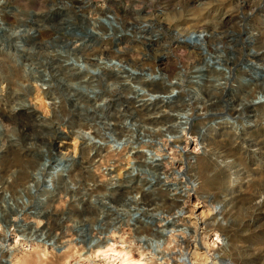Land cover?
<instances>
[{
    "label": "rangeland",
    "instance_id": "1",
    "mask_svg": "<svg viewBox=\"0 0 264 264\" xmlns=\"http://www.w3.org/2000/svg\"><path fill=\"white\" fill-rule=\"evenodd\" d=\"M193 1L191 3V0H1L0 52L9 50V39L6 36L9 33V27L11 32L15 31L24 35H16L17 37L14 39L16 56H14L8 67L0 71H2V74H8L7 76L18 75L21 73L18 68L27 62L31 64L25 70L29 73V77L36 78L34 82L32 81V93L30 95H25L17 90L18 92L15 91L16 93L13 94L10 91L9 98L6 97L8 94L6 95L7 90L5 92V87L0 90V114L2 116L5 115L11 120L12 115L18 113L17 106L20 105L23 108L22 110L25 109L24 113L14 115V124H8V126L0 122L3 124L0 131L10 135L14 145L8 147L6 142L2 141L3 135L0 136V145L3 143V148L0 150V180H9L2 201L9 207L11 213L16 212L19 208L21 209L24 202L31 199L27 189L38 183L41 184L44 191L39 193L35 191L36 189H33V194H37L34 200L48 202L36 206L38 208L31 206L32 209L22 211L17 216L18 222L14 225L0 223V238L2 233H8L6 241L2 242L3 249L0 250V264H123L119 261V257L114 261L112 257L117 256L111 257L112 254L96 256L93 245L86 248L87 246H84L83 242H79L77 229L80 227L82 232L80 231L79 234L81 236L86 235V238L94 236L101 229H105L107 219L103 214L100 215L96 212L100 209L101 201L105 200L103 195H110V191L105 189L103 184L111 175L119 172L121 174L120 179V177L131 171L134 153L126 159L129 152L128 149L122 147L121 143L104 144L101 149V159L90 167L86 178L81 177V174L77 172L76 176L73 171L70 173L72 175H69L67 172L59 170L56 172V178L53 180L55 185L52 188L51 185L44 182V179L37 180L35 177H38L41 171L42 165L40 164L47 162L48 154L51 160L64 155H68V157L73 155L72 148L68 146L74 142L72 132H77V127L84 120L94 118L96 121H99V119L103 121L118 108L116 96L102 102L103 98L101 97L105 92L104 89L111 86V83L106 80V77L110 76V71L103 68L104 64L124 65L126 68L135 70V74H149L153 81L148 82L150 86L147 87L150 93L160 92L161 94L156 97L161 98L159 96L162 95V92L164 94L167 92V85L161 79L165 70L169 69L171 75L172 72L190 66L191 62L194 61L192 53H195V51L202 50L204 54L203 46H200V48L194 47L195 44H199L201 41V38L199 40L194 39V37H198L201 27L208 25L216 29L217 23L232 15L236 17L231 20L232 23L229 21L225 28L231 31L232 34L241 31L240 34L243 37L242 50L235 63L234 72H239V69L251 63L250 58L253 56L254 50L258 48L256 45L260 41L248 40L245 32L250 29L255 36L262 34L264 40V0ZM247 1L256 3V6L251 10L250 6L243 3ZM105 15L111 18V21ZM95 20H100L102 23L96 21L93 25L92 21ZM121 29L123 31L119 32ZM176 38L181 43L179 47L176 46ZM183 50L190 53H182L184 54L182 55ZM260 51L263 52L264 47L260 48ZM50 53L54 56H51ZM55 54L57 55L55 56ZM39 60L43 62L52 60L50 62L53 66L52 77H50L47 70L45 71L40 67ZM161 61H166L163 64L164 66L160 65ZM99 66L101 67L99 68ZM87 72L91 74H87ZM64 73L66 74L64 75ZM87 76L90 77V80ZM91 77L93 78L91 79ZM51 78L54 80H51ZM107 81L109 82L108 85ZM42 82L51 84L53 82L52 85L55 88L58 86L55 95L56 102L58 105L65 103L66 108L71 111V116L74 118L71 122L73 126L70 128L67 125L60 127L56 122L52 126L47 124L50 119V109L45 104L48 103V100L44 97L43 100H40V95H36L35 88H33L39 86ZM131 86L133 87L135 84L132 83ZM176 91L174 94H170V106L179 104L187 93L185 88L180 89V92ZM11 104L15 107L13 111H11ZM130 106L132 110L138 108L136 103L135 105L130 104ZM35 121H37V126L35 128L29 127L30 130L27 125H24L26 123L30 124V122L35 123ZM203 122L207 124V120ZM201 124V122L194 120L192 127L198 129ZM257 126L258 130L253 131V133H256L254 136L264 135L263 126ZM176 138L178 139L176 140ZM176 138L168 134L157 139L160 150L155 158V164H158L155 172L148 166L141 165L137 167L142 169L140 173L144 172V175L139 176L151 177L157 174L163 178L164 185L157 191V201L166 198L165 188L181 186L182 189H185V193L180 200L185 208L184 213L181 216L182 220L177 221L176 224L188 225V232L183 233L179 230V227H176L171 235L167 233L163 240L159 242H155L156 238L153 237H150L148 241H146L147 237L140 240L135 232L137 226L135 221L124 217L115 221L114 226L116 229L106 228L104 233L100 234V237L106 236L104 244L121 255L126 254L124 256L130 264H181L172 259L175 255L172 252L184 245V243L181 244L182 238H184L185 243L188 242L191 252L197 246L202 251L206 248L208 250H206V254L210 257L213 252L218 253L216 259H209L205 254L206 258H198L199 263L215 264V261L221 258L231 264H264V208L256 218H253V214L250 215L251 209L249 208L250 202H253L251 200L252 191L256 188L264 190V180L259 184L251 183L249 185L247 190L249 193L246 192L241 196L239 202L229 212L221 228H202L201 225L194 223V216L204 219L210 218L212 205L216 204V200L222 198L225 190V185H223L224 175L222 170L217 168L208 158L202 157L199 159L200 173L196 179L197 182L192 183L190 180V166L194 163L193 156L201 151L200 145L195 136L186 135ZM135 150H139V148ZM76 151L78 152L77 149ZM127 161L130 163L126 166ZM33 162L35 164L31 165ZM57 163L60 164L62 161ZM81 166L86 168L84 165ZM48 171H52V169L49 168ZM69 177L80 181L74 185L79 197H81V200L76 201V203L71 202L69 196H66L63 191L64 182ZM115 178L114 180H118V178ZM93 181L102 182L90 195V190L87 191L86 187L92 186ZM141 184L140 187L145 188L143 193L146 196L148 194L152 195V193L150 194L152 192L151 185L147 184V178ZM45 186H49L50 192L44 189ZM15 189L19 193H13L12 191ZM134 195V192L128 194L127 199ZM261 195H263V197L261 196L262 200L264 199V192ZM136 196L138 197L139 194H136ZM45 206L51 211H46L44 214L35 213ZM97 206L98 208H96ZM123 209L129 212L134 211L125 207ZM58 217H62V229L56 239V244L50 245L32 239L34 237H26L29 229L36 226L42 227L46 222L51 221L53 218L58 219ZM172 235L176 236L178 242L173 241ZM225 242L227 243L226 246H224ZM164 251L172 254V258L168 257L169 255L162 257L160 253L162 254Z\"/></svg>",
    "mask_w": 264,
    "mask_h": 264
},
{
    "label": "bare ground",
    "instance_id": "2",
    "mask_svg": "<svg viewBox=\"0 0 264 264\" xmlns=\"http://www.w3.org/2000/svg\"><path fill=\"white\" fill-rule=\"evenodd\" d=\"M191 1V3L194 2L193 0ZM243 3H245V5L247 6H250L251 10L256 6V3H251L250 1ZM105 17L111 21V18H108L106 15ZM235 17V15H232L229 18L227 16L225 19L216 24V29H213L208 25H203L201 27L200 31L198 32V37H194V39L196 40H199L201 38V41L199 44H195L194 47L200 48V46H203L204 54L202 50L195 51V53H192V57H194L193 63L191 62L190 66H186L179 71L172 72L171 75L169 73V69L165 70V72L161 76V79L167 85V92H165V94L162 92V95L159 96L161 98H157L158 95L161 94L160 92L156 94L150 93V90L147 86H150L148 82L153 80H151L149 74H135V70L126 68L124 65L104 64L103 68H107L110 71V76L108 78L106 77V80L111 83V86L107 88L103 87L106 90L104 89L105 92L101 97L103 98L102 102L107 101L108 98L116 96L118 108L111 113L112 115L109 114V117L105 118V120L103 121H100V119L99 121H96L94 120V118L92 120H84L83 123H81L77 127V132H72L74 142L68 145L73 150V155L71 157L70 155L69 157L68 155H64L51 160L48 154V159L46 162L47 164H40L42 165L41 171L38 177L35 178H37V180L44 179V182H47L53 188L55 185L53 183V180L54 178H56V172L59 170L65 171L69 175H72L70 174L72 173V171L73 173H75V175L77 172L81 174V177L83 176L86 178L87 173L90 171V167L94 166V163L97 160L101 159V149L104 144L121 143L122 147L124 149H128L129 152V155L126 159H128V157L132 155V153H134V155L132 156L133 166L131 171H129L128 173H126V171V174L123 177H120V179L119 176H121V174L119 172L115 175H111L110 177H108L109 179H107L106 183L103 184L104 188L110 191V195H106L103 193V198L105 200L101 201V204L99 205L100 209L96 212H98L100 215L103 214V216H105V219H107V221H105V229H101L97 231L94 236H89L87 238L86 235L81 236V234H79L81 231L80 227L77 229V237L79 238V242H83V244H85L84 246H87L86 248H90L93 245V247L95 248L92 249L95 252L96 256H106L108 254H112L111 257L117 256L115 258L112 257L113 260H116V258L119 257V261H121V263L130 264L128 259L126 260L124 256L126 254L121 255L119 252H116L111 247L104 244L106 236L100 237V234L104 233L106 228L116 229L114 223L115 221H118L119 218L127 217V219H133L135 221V224H137V226L135 227V232L140 240H142L141 238L147 237L146 241H148L150 240V237H153L156 238L155 242H159L163 240V237L167 233H170L171 235V232L173 233L176 227H179V230L183 233L188 232V225L179 223L176 224L177 221L182 220L181 216L182 213H184L185 208L184 205L181 204L180 200L185 193V189H182L181 186H175L174 188H165L166 198L164 200L162 199V201H157L156 194L160 187L164 185L163 178H161L157 174L151 177L139 176L144 175V172L140 173V170L142 169H138L139 167L137 166H148L149 168H152L154 172L157 170L158 164H155V158L156 156H158L157 152H159L160 150V145L158 144L157 139L162 136H166L169 134L175 138H181L182 136L189 135L195 136L197 138L201 151L199 154L193 156L194 163L190 166V180L192 183L197 182L196 179L198 178L200 173L199 159L202 157L208 158L217 168L222 170V173L224 175L223 185H225V190L222 194V198L216 200V204L212 205V214L210 218L204 219L199 216H194V223L197 225H201L202 228H221V226H223V224L225 223L229 212L236 206L241 196L248 192L247 190L249 185L251 183L259 184L264 180V135H259L257 133L258 135L254 136V134L256 133H253V131L258 130L257 125H262L264 128V99H262L264 98V51H260V48L264 47V40L262 34L255 36L254 33L250 31V29L246 30L245 35L248 40L253 39L254 42H260H258V44L256 45V47L258 48L254 50L253 56L250 58L251 63L249 65L246 64L242 69H239V72H234L235 63L238 60L240 52L242 50L241 44H243V37L240 34L241 31L232 34L231 31L227 30L225 27L227 23ZM96 21L101 22L100 20L92 21L93 25ZM120 26L122 27L121 23ZM8 31L9 33L6 36L9 39V50L0 52V70L8 67L10 63H12L14 56H16L14 39L19 33L15 31L11 32L10 27L8 28ZM122 31V29L119 30V32ZM1 40L3 41V39ZM175 40L177 43L176 46L179 47L181 43L177 38ZM69 53L71 52L69 51ZM182 53L189 54L190 52H187V50H183L181 54ZM50 55L54 56V54L52 55L51 53ZM56 55L57 54H55V56ZM231 55L233 56L231 57ZM39 61L40 63L38 62V64L40 65V67H42L45 71L47 70V72L50 73V77H52L53 66L52 63H50L52 60L50 62H43L42 60ZM25 63L26 64H24L23 66H19L20 68L18 69H20L21 73L18 75L14 74L11 76H7L8 74H2V71H0V90H3V87H5V92L7 90L6 95L8 94L6 97L10 98V91H12V94L16 93L15 91L17 90L19 92H23V94L25 95H30L32 93V81L34 82L36 78L29 77V73L25 70V68H28L30 66L29 64L31 63ZM165 63L166 61H161L160 65L164 66L163 64ZM100 67L101 66H99V68ZM69 69L71 68L69 67ZM65 74L66 73H64V75ZM87 74L91 73L87 72ZM89 78L90 77H88V79ZM92 78L93 77H91V79ZM54 79L51 78V80ZM108 81L107 85L109 84ZM132 83L135 84V86L132 87ZM52 84L42 82L39 86L33 87L35 88L36 95H40V100H43V97L48 100V103L45 104V106H49L50 109V119L49 121H47V124L52 126V124L56 122L60 127H65L67 125L70 128L71 126H73L71 122L74 119L71 116L72 113H70L71 111L66 108L65 103H61L59 105L57 104L55 95L56 88L58 86L55 88ZM183 88H185L187 91L185 98L181 100L179 104L170 106V94H174L176 90L180 92L179 90ZM58 96L60 95L58 94ZM74 99L76 100V98ZM135 103L137 104L138 108H133V111L131 109L132 107H129V105H135ZM17 107L18 113L14 115L22 114L25 112V109L22 110V106L19 105ZM13 110H15L14 105L11 106V111ZM14 115H12L13 117L11 116V121L7 116H2L0 114V122L7 125L14 124ZM65 119L67 120L64 121ZM194 120L202 123L201 126L198 127V129H194L192 127ZM204 120H207V124L203 122ZM36 122L37 121H35V123L30 122V124L26 123L24 125H27L28 129L29 127L35 128V126H37ZM1 123L0 127L3 125ZM6 134L0 131V136L3 135L2 141L6 142L8 147L14 146L12 137ZM177 139L178 138H176V140ZM2 148L3 143L0 145V150ZM136 148H139V150H135ZM76 149L78 150V152L76 151ZM60 161H62V163L58 164L57 162ZM129 163L130 162L127 161L125 163L126 166ZM34 164L35 163L33 162V164L31 165ZM81 165H84L86 168L82 167ZM76 166L78 167L77 169ZM47 168H51L52 171H48ZM114 178H118V180H114ZM146 178L147 184L151 185L150 187L152 189V192H150V194L152 193V195L148 194V196L143 193V190L145 188L142 189L140 187L142 185L141 183L145 181ZM8 181L9 180H0V223L2 222L5 224L14 225L18 222L17 216H19L22 211L32 209L31 206L38 208L36 206L44 205L45 202H48L38 201L37 199L34 200L37 194H33V189H36L35 191L39 193L44 191L43 188H41V184L36 183L33 186L31 185V187L27 189L28 195L31 199L24 202L21 205V209L19 208V210H17L16 212L11 213L9 211V207L6 206L2 201V198H4L5 190L8 188ZM67 181H69L70 183H68ZM67 181L64 182L65 187L63 188L65 195L69 196L71 202L76 203V201H80L81 197H79V193L74 187V185H76L80 181L74 179L73 177H69ZM93 182L94 183L92 184V186L88 185L89 187H86V190H90V193L85 191L90 195L94 192V190H96L95 188H97V186L101 184L100 182L102 181ZM67 183L71 186H69ZM60 185L62 186V184ZM45 187L44 189H47V192H50L48 188L49 186L46 188ZM101 191L105 192L103 190ZM12 192L16 193L18 191L17 189H15ZM132 192H134L135 195L127 199L128 194ZM252 192L253 195L251 196V200L253 202H250L249 206V208L251 209L250 215L253 214V218H256L264 208V199L261 200V198L263 197V195L261 194L264 192V190L256 188ZM81 193L83 194V192ZM136 194H139V196L137 197ZM50 200L52 201V198ZM124 207L130 210L132 209V211H134H126L125 209H123ZM96 208H98V206ZM46 211L51 210L47 206H45L35 213L44 214ZM65 218L67 217L65 216ZM61 220L62 217H58V219L53 218L51 221L46 222L42 227L39 226L40 228L38 226L33 227L29 229L26 237H34L32 239L54 245L56 244V239L60 234V230L62 229ZM7 235V232L2 233L1 235L0 250L3 249L2 242L6 241ZM172 236L173 241L175 243L178 242V239L175 238L176 236ZM182 239L184 240V238ZM183 240L181 244L184 243V245L180 246L181 249L179 248L178 250L172 252L175 254L173 258L172 254H168L165 251L162 252V254L160 253V255L162 257H166L167 255H169L168 257L172 258L173 260H177L181 264H203L201 262L199 263L197 260H199L198 258H206L208 256L206 254L207 249L205 248V251H202L200 250V247L198 248L196 246L195 249L191 252L189 249V244H187L188 242L185 243ZM147 244L149 245V242ZM226 245L227 243L225 242L224 246ZM205 254L207 255L206 257ZM217 255L218 253L213 252L211 257H208L209 259H216ZM217 261H215V264H231L229 261L223 260L221 258Z\"/></svg>",
    "mask_w": 264,
    "mask_h": 264
}]
</instances>
